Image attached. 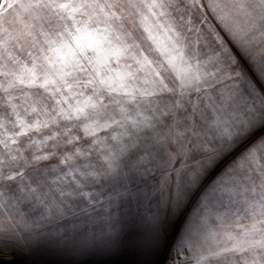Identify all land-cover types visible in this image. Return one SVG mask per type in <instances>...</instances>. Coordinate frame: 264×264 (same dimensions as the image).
I'll return each mask as SVG.
<instances>
[{"label":"snow or ice","instance_id":"1","mask_svg":"<svg viewBox=\"0 0 264 264\" xmlns=\"http://www.w3.org/2000/svg\"><path fill=\"white\" fill-rule=\"evenodd\" d=\"M4 6L46 15L42 43L13 45L27 61L0 39V247L37 213L107 212L89 189L153 176L157 230L184 217V264H264V0Z\"/></svg>","mask_w":264,"mask_h":264},{"label":"rangeland","instance_id":"2","mask_svg":"<svg viewBox=\"0 0 264 264\" xmlns=\"http://www.w3.org/2000/svg\"><path fill=\"white\" fill-rule=\"evenodd\" d=\"M20 2L27 4L28 0ZM37 15L46 13L33 8L0 7V39L7 36L9 51L21 60L28 58L14 44L27 49L33 43V36L43 41L39 35L41 22L34 20ZM208 20L210 25L216 24L211 13ZM134 23V35L141 41L147 35L144 28L155 25L150 15L147 20L136 17ZM201 28L207 30L203 25ZM159 39L163 41L165 37L159 35ZM153 180V176L141 177L103 189L98 186L89 189L99 195L100 207L107 208V212H90L86 216L80 210L86 205H72L71 209L65 208L63 215L53 213L43 221L38 213L33 215L32 222L38 226H34L21 245L0 247V264L12 260L15 264H184V258L192 254L184 250L181 232L184 217L170 221L163 233L157 230ZM73 224L78 227L73 228Z\"/></svg>","mask_w":264,"mask_h":264},{"label":"bare ground","instance_id":"3","mask_svg":"<svg viewBox=\"0 0 264 264\" xmlns=\"http://www.w3.org/2000/svg\"><path fill=\"white\" fill-rule=\"evenodd\" d=\"M0 262H2V261H0ZM3 263H7V264H15L16 261H15V260H12L11 262H4V261H3Z\"/></svg>","mask_w":264,"mask_h":264},{"label":"built area","instance_id":"4","mask_svg":"<svg viewBox=\"0 0 264 264\" xmlns=\"http://www.w3.org/2000/svg\"><path fill=\"white\" fill-rule=\"evenodd\" d=\"M177 255H178V254H177ZM180 257H181V256L178 255L176 258H177L178 260H180V259H181Z\"/></svg>","mask_w":264,"mask_h":264}]
</instances>
